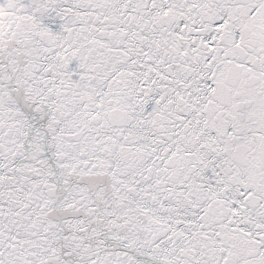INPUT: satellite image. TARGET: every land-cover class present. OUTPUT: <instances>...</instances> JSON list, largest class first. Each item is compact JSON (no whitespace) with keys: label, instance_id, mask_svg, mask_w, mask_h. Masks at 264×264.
<instances>
[{"label":"snow or ice","instance_id":"6c2138e0","mask_svg":"<svg viewBox=\"0 0 264 264\" xmlns=\"http://www.w3.org/2000/svg\"><path fill=\"white\" fill-rule=\"evenodd\" d=\"M0 264H264V0H0Z\"/></svg>","mask_w":264,"mask_h":264}]
</instances>
